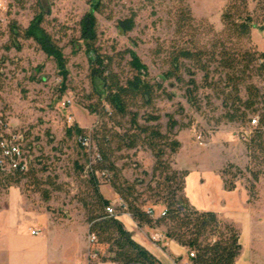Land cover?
<instances>
[{"label":"rangeland","instance_id":"1","mask_svg":"<svg viewBox=\"0 0 264 264\" xmlns=\"http://www.w3.org/2000/svg\"><path fill=\"white\" fill-rule=\"evenodd\" d=\"M100 1L102 11L97 14L96 46L100 48L101 54L115 56L119 52L133 49L149 67L151 77L160 80L161 74L170 68L169 58L176 48L195 46L208 52L227 49L231 58L237 61L235 75L242 80L239 85L240 98L246 101L250 93L256 94L254 88L260 91L256 99L258 103L253 109L247 110L235 99L232 86L227 85V71L219 67L210 75L209 87L205 85L204 74L197 73L196 80L201 88L196 93L195 104L188 101L187 84L173 80L171 82L174 85H169L167 81L165 86L169 92L175 93L174 99L161 97L148 111L161 116L164 133L168 114L173 115L179 123L175 129V138L182 146L177 153L166 156L174 169L186 171L191 177L199 174L202 183L220 174L228 182L241 183L248 188L251 193L249 203L260 208L263 216L261 223L251 228L258 235L254 239L253 252H241V257L246 264H264V192L261 197L258 196L264 188V69L261 68L264 66V57L260 56L264 53V0ZM91 2L0 0V55L6 57L5 70L10 78L4 92L6 110L15 123L31 129L38 145L33 171L28 176L0 181V208L8 206L9 189L16 186L22 195L54 216L68 218L72 214L81 215L89 223L91 214L99 212L90 183L92 176L88 166L91 164L98 171L101 166L109 169L108 177H112L110 181L100 177L99 190L102 195V192L107 194L106 189L116 182L126 191L129 202H135L145 210L155 208L158 215L166 209L163 197L167 195L166 188L171 183L166 182L165 175L157 173L153 177L155 158L143 144L144 136L138 140L136 148L127 147L129 139L121 140L117 134L123 136L126 130H129V136L135 134L129 117L109 115L107 106L99 102L93 91L90 55L80 39V22L91 9ZM40 3L49 11L43 26L63 49L67 60L69 73L65 89L55 60L48 57L34 40L19 38L20 49L11 41L12 24L15 22L26 29L39 10ZM229 4L235 6L234 13L246 10L253 17L256 26L249 37H237L223 22L222 15ZM187 8L194 20L181 21V15ZM132 14L136 15V26L125 33L118 23ZM129 60V56L124 61L116 56L115 63L120 65L116 70H124L125 75H128L129 67L126 64ZM217 65L214 64V70ZM186 80H189V75ZM93 108L96 111L92 112ZM234 108L245 111L246 118L228 121L225 116L227 112H233ZM254 117L259 119L261 132L253 128V140L249 146L239 139L238 134L249 128ZM140 123L144 124V120L141 119ZM73 125L91 135L98 152L104 149L109 159L100 164L86 154L78 144L76 135H66L67 128ZM105 136L109 137V141H104ZM120 144L123 145L121 150L118 149ZM243 146L247 149L245 159L240 151ZM233 158L240 159L237 162L240 163L241 171L231 169L232 174L223 176V169ZM223 165L226 166L222 169ZM111 166H115L116 170L110 169ZM253 174H258L257 182ZM257 183L261 184V189ZM158 192L160 195H157ZM120 201L126 210L127 203L121 198ZM113 205L122 211L118 203ZM168 227L161 224L154 229L166 233ZM165 241L161 238L158 242L163 245ZM98 248L102 256L109 257L108 246L98 244ZM186 250L182 256L190 262V249L186 247ZM166 253L173 260L182 259L170 250Z\"/></svg>","mask_w":264,"mask_h":264},{"label":"trees","instance_id":"2","mask_svg":"<svg viewBox=\"0 0 264 264\" xmlns=\"http://www.w3.org/2000/svg\"><path fill=\"white\" fill-rule=\"evenodd\" d=\"M234 7L233 4L227 6L222 15V20L237 37H249L253 27L256 26V22L246 10L241 11L239 14L234 13ZM245 7H247L246 4ZM101 11L102 2L100 0H92L91 9L83 16L80 22V39L85 43L86 52L90 55V77L93 91L99 102L107 106L106 111L109 115L121 118L129 117L131 129L135 131V134L129 136V130H126L123 136L119 134L117 136L121 140L129 139L127 147L132 149L138 146V140L144 136L142 142L151 150L155 158L153 177L157 173L160 176L165 175L166 182L171 184L166 188L167 195L163 197V203L166 204V209L164 210L166 214L164 216H155L137 203L129 202L126 191L118 186L116 182H113L111 183L112 187L120 198L127 203V208L125 210L120 207L122 211H118L115 208L116 213L109 214L106 212V207L111 204V201L101 194L99 190L100 181L95 174L97 169L93 165L94 170L90 171L92 176L90 183L99 212L96 213L95 211L89 217L90 234H94L97 237L98 244L108 246L107 252L109 254L108 258L102 255L100 258L102 261L109 260L116 264H163L153 253L133 238L132 232L119 219V215L123 211H127L140 226L147 225L154 228L161 224L169 225L166 230V237L195 251V257L190 258L191 264H236V260L242 251L240 231L232 223L220 219L217 213L200 211L192 206L184 193L188 172L174 169L166 159L168 154L177 153L182 146L181 142L175 138V129L179 125L178 121L173 115L168 114L167 129L164 133L160 123L161 116L148 110L153 108L156 100L161 97L168 100L174 99L175 93L169 92L165 86L167 81L170 82L169 85H174L171 82L173 80L176 83L187 84L186 95L188 101L195 104L196 93L201 88L196 80L197 73L202 72L204 74L205 85L209 87L211 86L208 82L210 75L214 71L216 72L219 67H222L223 71H227V85L232 86L235 99L244 105L247 110L253 109L258 103L256 99L259 97L260 91L254 88L256 91L255 95L250 93V97L246 101L240 98L239 85L242 80L235 75L237 61L235 58H231L227 49H222L219 52H208L195 48V46L176 48L169 58L170 68L161 74L160 80L151 77L149 67L133 49L119 52L115 56L101 54L100 48L96 46L98 41L97 14L101 13ZM48 14L49 11H46L43 4L40 3L39 10L26 29H22L15 22L12 24L10 29L11 41L20 49L19 38L34 40L48 57H52L55 60L57 68L63 77V89H65V81L69 73L67 60L63 49L43 26ZM181 17V21L194 20L188 8L185 9ZM135 18L136 15L132 14L129 18L120 20L118 23L119 28L125 33L132 31L136 26ZM10 48L9 46L8 49ZM116 56H119L122 61L126 59V56H129L130 60L126 64L129 67L128 75H125L124 70H116V67H120L119 64L115 63ZM260 56L264 57V53ZM215 63L218 64V67L214 70ZM261 68L264 69V66L262 65ZM187 75H189L188 81L186 80ZM143 109L147 110L142 114L141 111ZM94 111H96L95 108L92 109V112ZM240 111L239 108H234V111L227 112L225 117L230 122L244 120L247 113ZM141 119L144 120V124L140 123ZM260 127L258 125L255 130L260 131ZM84 134L85 130L77 125L70 126L66 130L68 137ZM104 139V141H109L108 136H105ZM252 140L253 137L247 143L249 146ZM122 147L123 145L120 144L118 149L121 150ZM101 151L99 152L101 160L98 162L103 164L104 160L107 161L109 158L108 153L104 149H101ZM98 169H100V172H109V169L103 168V166ZM110 169L116 170L115 166H111ZM231 169L241 171L238 166L229 163L222 171L223 176L232 174ZM32 171L23 176H28ZM253 177L255 182H257L258 174H253ZM111 178L105 177L104 179L110 181ZM224 183L228 190L235 188L234 181L228 182V180L224 179ZM251 189L253 190V186ZM157 195H160V192ZM84 205L88 206V204Z\"/></svg>","mask_w":264,"mask_h":264},{"label":"crops","instance_id":"3","mask_svg":"<svg viewBox=\"0 0 264 264\" xmlns=\"http://www.w3.org/2000/svg\"><path fill=\"white\" fill-rule=\"evenodd\" d=\"M240 151L243 158H247L246 146ZM237 160L233 158L229 163L241 167ZM191 176L188 174L186 177L185 193L192 205L200 211H213L223 221L236 226L241 234L242 254L253 252L254 239L258 235L252 232L251 228L261 223L263 215L260 208L249 203L251 193L248 188L235 182V188L228 190L220 174L209 177L205 183L200 181L199 174ZM261 184L257 183L260 189ZM263 192L264 188L258 196L261 197ZM102 193L111 204L119 205L120 197L111 186L106 189L107 194ZM7 201L8 206L0 208V264H90V223L84 216L72 214L68 218H58L22 195L16 186L10 187ZM155 214L158 216L156 209ZM119 219L132 232L133 238L163 264L189 262V259L182 256L187 251L186 247L168 239L164 230L140 226L127 211H123ZM32 230H38L39 233L32 234ZM161 238L166 240L163 245L158 242ZM169 250L182 259L173 260L171 255L166 253ZM239 261H243L241 254L236 264ZM94 264L116 263L108 260ZM242 264L246 263L243 261Z\"/></svg>","mask_w":264,"mask_h":264},{"label":"built area","instance_id":"4","mask_svg":"<svg viewBox=\"0 0 264 264\" xmlns=\"http://www.w3.org/2000/svg\"><path fill=\"white\" fill-rule=\"evenodd\" d=\"M6 67V57L4 54L0 55V181H7L9 179H16L28 174L33 170V162L36 159L37 143L35 136L32 135L30 128L23 126L21 123H15L10 113L7 112V102L4 92L6 86L9 83ZM259 125L258 117L251 119L249 128L242 130L238 137L241 141L249 143L253 134V128ZM78 144L85 151L86 154L92 157L95 162L101 160V155L94 146L92 136L89 134L76 136ZM92 172L94 170L93 165L88 166ZM98 179L101 176L108 177V171H95ZM120 207H125L124 203L120 201ZM106 212L109 214H115L116 209L113 204L106 207ZM148 212L155 215V209L149 208ZM166 213L164 210L160 212L158 216H164ZM38 230H32V234H38ZM97 237L94 234H89L90 253L89 263L94 264L99 260L101 254L98 248ZM189 257H195V251L190 250ZM187 264H191L188 262Z\"/></svg>","mask_w":264,"mask_h":264}]
</instances>
